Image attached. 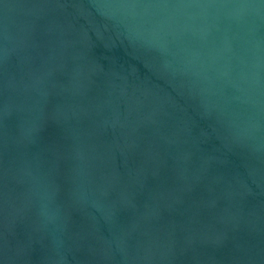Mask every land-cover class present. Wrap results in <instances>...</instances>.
<instances>
[{"label": "water", "instance_id": "1", "mask_svg": "<svg viewBox=\"0 0 264 264\" xmlns=\"http://www.w3.org/2000/svg\"><path fill=\"white\" fill-rule=\"evenodd\" d=\"M0 264H264V0H0Z\"/></svg>", "mask_w": 264, "mask_h": 264}]
</instances>
